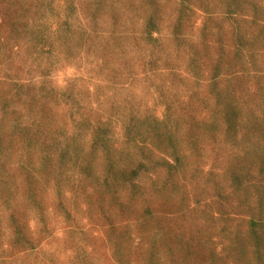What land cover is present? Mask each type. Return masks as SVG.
Masks as SVG:
<instances>
[{"label": "rangeland", "instance_id": "374dc122", "mask_svg": "<svg viewBox=\"0 0 264 264\" xmlns=\"http://www.w3.org/2000/svg\"><path fill=\"white\" fill-rule=\"evenodd\" d=\"M0 264H264V0H0Z\"/></svg>", "mask_w": 264, "mask_h": 264}]
</instances>
